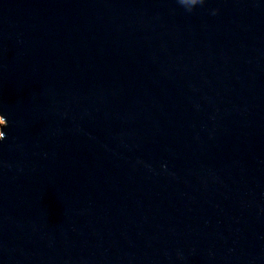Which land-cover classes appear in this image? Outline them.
Returning a JSON list of instances; mask_svg holds the SVG:
<instances>
[{
    "label": "water",
    "instance_id": "95a60500",
    "mask_svg": "<svg viewBox=\"0 0 264 264\" xmlns=\"http://www.w3.org/2000/svg\"><path fill=\"white\" fill-rule=\"evenodd\" d=\"M0 264H264V0H0Z\"/></svg>",
    "mask_w": 264,
    "mask_h": 264
},
{
    "label": "clouds",
    "instance_id": "9594fccd",
    "mask_svg": "<svg viewBox=\"0 0 264 264\" xmlns=\"http://www.w3.org/2000/svg\"><path fill=\"white\" fill-rule=\"evenodd\" d=\"M180 3L191 8L199 3H202V0H180Z\"/></svg>",
    "mask_w": 264,
    "mask_h": 264
},
{
    "label": "rangeland",
    "instance_id": "374dc122",
    "mask_svg": "<svg viewBox=\"0 0 264 264\" xmlns=\"http://www.w3.org/2000/svg\"><path fill=\"white\" fill-rule=\"evenodd\" d=\"M4 124L3 118L0 116V136H1V127Z\"/></svg>",
    "mask_w": 264,
    "mask_h": 264
}]
</instances>
